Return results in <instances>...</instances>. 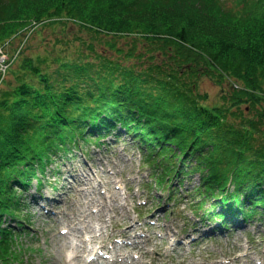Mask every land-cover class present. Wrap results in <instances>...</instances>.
<instances>
[{
  "label": "trees",
  "instance_id": "trees-1",
  "mask_svg": "<svg viewBox=\"0 0 264 264\" xmlns=\"http://www.w3.org/2000/svg\"><path fill=\"white\" fill-rule=\"evenodd\" d=\"M67 22L110 36L114 52L22 56L42 25ZM0 50L17 55L0 71V264H20L11 223L27 186L115 129L162 161L160 184L198 176L199 208L220 207L209 217L264 213V0H0ZM206 76L229 80L221 103H204Z\"/></svg>",
  "mask_w": 264,
  "mask_h": 264
},
{
  "label": "rangeland",
  "instance_id": "rangeland-1",
  "mask_svg": "<svg viewBox=\"0 0 264 264\" xmlns=\"http://www.w3.org/2000/svg\"><path fill=\"white\" fill-rule=\"evenodd\" d=\"M223 1L230 5L233 3V0ZM38 26L39 24L31 21L23 31L29 34ZM108 40H111L110 36L99 37L72 22L42 25L32 34L22 56L38 52L45 54L48 48L53 54L76 57L78 54H93L91 46H95L98 51L114 52L108 46ZM124 40H119L117 44L127 47ZM2 58L8 61L9 56L0 53V71L3 72L5 61H1ZM9 79L11 74L8 75ZM228 81L220 85L212 77H203L199 82V91L207 95L204 103L208 106L221 103L222 94L231 90ZM6 84L1 83V87L5 88ZM146 154L145 146L132 134L115 129L100 140L95 135L87 142L81 141L70 154L59 157V163L50 164L42 183L36 179L23 191L25 215L19 219L23 220V226L12 223L17 227L16 246L19 247L17 256L20 264H64L56 242L63 236L61 228L68 227L65 218L69 219L73 215V208H79L78 202H70V196H79L80 191L83 200H87V196L117 198L101 184L98 185L97 179L111 181V190L119 192L118 198L121 200L132 195L128 216H133L136 220L139 218V221L132 219L131 222L134 226L141 223L146 225L155 236V241L143 244L141 250H131V256L137 252V259L133 256L132 260H123V264H154L158 247L166 253V264H264L262 209H259L254 218L246 221L237 216L235 221L225 227L224 232L216 236L210 231L212 227L220 225V219L200 216L202 211H197V205L192 203L196 195L190 191L198 184L199 178L194 175L181 176V182L177 181L180 177L171 180L175 185L171 189L166 188V183L160 186L154 175L155 172L161 173L162 167L151 164ZM89 176L92 177V185H97L96 193L91 191L92 185L84 182L70 188L76 179L87 182ZM174 187L181 188L179 192L182 196L178 199L174 197ZM209 205L210 202H207L206 206ZM76 223L77 221H72L71 225ZM116 230L118 232L119 229ZM141 230L135 232L142 236L144 232ZM108 231L111 233L112 227ZM164 234H171L170 237L173 235L180 244H172L173 239L165 242L161 239ZM68 236L72 238L71 232ZM130 240L132 239H127ZM113 241L114 238H108L106 243L112 246ZM144 252L148 254L145 255Z\"/></svg>",
  "mask_w": 264,
  "mask_h": 264
},
{
  "label": "bare ground",
  "instance_id": "bare-ground-1",
  "mask_svg": "<svg viewBox=\"0 0 264 264\" xmlns=\"http://www.w3.org/2000/svg\"><path fill=\"white\" fill-rule=\"evenodd\" d=\"M81 179H76L75 184H72L70 188L73 186L76 187L77 184L87 183L88 185H92V177L89 176L83 182H79ZM98 185L103 183L107 190L112 192L117 198L107 199L106 197L101 198L95 196H87V200H83L82 192H78L79 196L76 197L70 196V202H78L79 208H73V215L70 220L65 218L68 223L69 232L74 239L70 238L68 235H63L56 242L57 251L61 252V261L64 264H71L74 262L75 264H123L119 263L118 256L122 255L123 257H128L130 253H121L120 251L123 248H127L131 246L132 248H142L143 243L138 242L134 239V241L128 244L121 245H113L111 250V256L109 258H104L99 256L98 250L101 248H109L106 245L107 239H111L115 235V231L113 230L109 233V228L114 224H117V227L121 228L120 232L123 236L129 237L131 234L134 235V224L131 222L133 216H128V206L131 205L133 201L132 195H128L126 200H121L118 198L119 192H113L111 189L112 184L111 181L106 180L103 182L102 179H97ZM97 186V185H95ZM95 186L92 187V192L96 193ZM129 186V184H127ZM94 207L97 208V211H93ZM91 208V209H90ZM71 221V222H70ZM72 221H77L76 224L70 225ZM125 225V226H122ZM67 226H63V228H68ZM133 232V233H132ZM168 235H164L163 238L165 241L169 238ZM155 241L154 234L148 235L144 241ZM125 246V247H124ZM90 252L93 254L94 258L89 261L88 258H85V253ZM157 254L155 255V263L154 264H166L164 262L165 251L158 247L156 250ZM89 254V255H90ZM144 254H148V252H144ZM144 264V263H143Z\"/></svg>",
  "mask_w": 264,
  "mask_h": 264
},
{
  "label": "built area",
  "instance_id": "built-area-1",
  "mask_svg": "<svg viewBox=\"0 0 264 264\" xmlns=\"http://www.w3.org/2000/svg\"><path fill=\"white\" fill-rule=\"evenodd\" d=\"M1 60H3V58Z\"/></svg>",
  "mask_w": 264,
  "mask_h": 264
}]
</instances>
